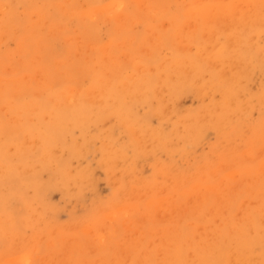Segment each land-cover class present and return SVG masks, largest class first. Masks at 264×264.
<instances>
[{"label": "rangeland", "instance_id": "374dc122", "mask_svg": "<svg viewBox=\"0 0 264 264\" xmlns=\"http://www.w3.org/2000/svg\"><path fill=\"white\" fill-rule=\"evenodd\" d=\"M222 1L250 15L0 0V264H264V0ZM123 82L135 122L109 94L83 125L47 132L53 109ZM126 127L146 137L140 150Z\"/></svg>", "mask_w": 264, "mask_h": 264}, {"label": "bare ground", "instance_id": "6f19581e", "mask_svg": "<svg viewBox=\"0 0 264 264\" xmlns=\"http://www.w3.org/2000/svg\"><path fill=\"white\" fill-rule=\"evenodd\" d=\"M191 2H189V3H191V5L189 4V6H192L191 8V10H193V12H192V14L193 13H195V14H199L200 16H203L205 13H207L208 11H212V13H213V18H214V21H220V20H222V21H227L228 19H233V18H238L240 21H242V20H244V15H250V13L248 12V11H250V10H247V9H249V7H250V4H247V8L245 9V10H243L242 11V13L239 15V16H236V15H234V13L236 12V7H235V4H233V2H223L222 0H190ZM233 1H235V0H233ZM256 2H258V1H256ZM262 2H264V1H262ZM261 2V3H262ZM241 3V2H240ZM115 4V3H114ZM257 6V5H256ZM114 7V6H113ZM260 7V6H259ZM117 8V7H116ZM119 8V7H118ZM252 8V7H251ZM262 9V8H261ZM190 10V11H191ZM210 13V12H209ZM194 14V15H195ZM255 14V13H254ZM235 18V20L237 21V23L238 22H240L238 19H236ZM198 20V19H197ZM207 20V19H206ZM209 20V19H208ZM213 20V19H212ZM210 21V20H209ZM243 24V23H242ZM246 24V23H245ZM190 25H192V24H190ZM189 25V26H190ZM29 26H31V25H29ZM32 27V26H31ZM33 27H34V25H33ZM222 27H224L225 29H226V25H224V26H222ZM221 27V28H222ZM246 27V26H245ZM220 28V29H221ZM31 30V29H30ZM223 29H221V31H222ZM227 30V29H226ZM196 31V30H195ZM242 31V30H241ZM31 32H32V30H31ZM33 32L35 33V31L33 30ZM226 32V31H225ZM193 33H194V31H193ZM197 33V32H196ZM238 33V32H237ZM239 34V33H238ZM206 37V36H205ZM213 37V36H212ZM244 40V38H243V34H241L240 36H238V39H237V41H238V43H242L243 42V40ZM249 39V38H248ZM201 43V42H200ZM230 43H231V39H230ZM248 43V44H247ZM246 44H247V46L248 47H246L245 48V50L244 49H242L243 51H239L238 50V56H240V57H242L243 55H246V51L247 50H249V42H246ZM208 47H209V45H208ZM216 47V46H215ZM253 48V47H252ZM185 51V50H184ZM262 51H264V50H262ZM182 53V52H181ZM257 53V52H256ZM153 54H155V53H153ZM70 55V54H69ZM158 55V54H157ZM148 56V55H147ZM171 56V55H170ZM256 56V55H255ZM262 56H264V55H262ZM134 57V56H133ZM186 60V59H185ZM110 62V61H109ZM163 62V61H162ZM208 62H210V61H208ZM66 63V62H65ZM190 64V63H189ZM213 64V63H212ZM262 64H264V63H262ZM176 65V64H175ZM212 66V65H211ZM238 66V65H237ZM178 68V67H177ZM150 69V68H149ZM153 69V68H152ZM180 69V70H179ZM182 68H178L177 70H179L178 72H181L182 70H181ZM176 70V71H177ZM185 70V69H184ZM213 70V69H212ZM188 71H190V69H188ZM191 71H194L193 69H191ZM197 71V70H196ZM171 72V71H170ZM185 72H186V70H185ZM184 72V74H187V73H185ZM226 72V71H225ZM190 72H188V74H189ZM200 73V72H199ZM233 73V72H232ZM106 74V73H105ZM150 74V73H149ZM182 74V73H181ZM184 74H183V76L182 77H184ZM162 75V74H161ZM180 76L181 75H179V78H180ZM193 76V75H192ZM191 76V77H192ZM226 76V75H225ZM227 77H229V75L227 76ZM233 77L234 76H232L230 79V83H229V87L227 86V88H226V90H225V93H226V97L227 98H225V102L224 103H226L227 102V99H228V97H229V95H231L233 92H234V90L232 89V84L231 83H234L233 82ZM173 78V77H172ZM178 78V77H177ZM168 80V79H167ZM181 79H179V81H180ZM188 80V79H187ZM186 80V81H187ZM235 80V79H234ZM159 81V80H158ZM166 81V80H165ZM185 81V82H186ZM72 83V82H71ZM128 82H123L122 84H120V86H119V88H118V90L116 91V92H112V93H110L111 91H109V89L108 88H106L105 87V89L104 90H100L98 87H97V84L96 85H93L92 86V88L89 90V91H85V93L87 92H89L88 94H86V97L88 98V99H86V101H88L89 100V103L88 104H85V105H81V106H76V107H74V108H71V110H66V108L64 109V108H56V109H53L55 112H56V119H54V123H51V122H49V127H48V130H47V132H50L51 134H53L54 133V131H56V130H59V129H63V128H66L67 127V125H68V123H70L71 121H72V123H78V124H81V125H83L84 123H86V117H87V113H86V110L88 109V107L90 106V105H92V104H94L95 103V101H94V103H92V98H96L97 96L100 98L98 101L99 102H101V103H105L103 100L105 99H107V98H105L106 96H108L109 94L111 95V96H109L110 97V99H112V103H111V106L112 107H114L113 108V111L114 112H116V113H118V115H117V117H120V119L121 120H123V121H126V122H129L128 124H130V123H132L133 121L135 122V119H136V117H135V115H133V113L132 112H130L129 111V109L128 108H126V107H123V104H122V96H123V93H131V92H133V90L134 89H136V87L135 86H130V85H128L127 84ZM169 83V82H168ZM172 83H174V82H172ZM183 83H184V80H183ZM170 84V83H169ZM171 85V84H170ZM141 86V85H140ZM110 88V87H109ZM169 88H171V87H169ZM83 89H85V88H83ZM119 91V92H118ZM186 91V90H185ZM166 92V91H165ZM163 93V92H162ZM154 94V93H153ZM166 94V93H165ZM169 94H170V92H169ZM229 94V95H228ZM57 97H59V96H57ZM62 97H63V95H62ZM120 98V99H119ZM171 98V97H170ZM162 99H163V97H162ZM200 99V98H199ZM68 100V99H67ZM66 100V101H67ZM96 100V99H95ZM40 101V100H39ZM65 100H63V102H64ZM108 101V100H107ZM162 101H164V99L162 100ZM57 103V102H56ZM66 103V105H67V102H65ZM41 104V103H40ZM106 104V103H105ZM55 105V104H54ZM64 105V104H63ZM65 105V106H66ZM62 106V105H61ZM64 106V107H65ZM100 106V105H99ZM118 106H119V108H118ZM111 107V108H112ZM175 107V106H174ZM52 108V107H51ZM261 108V107H260ZM37 109V108H36ZM101 109V108H100ZM173 110V109H172ZM179 110V109H178ZM251 110V109H250ZM96 111V110H95ZM94 111V112H95ZM101 111V110H100ZM103 111V110H102ZM111 111V110H110ZM247 111H249V110H247ZM162 112H164V111H162ZM168 112V111H167ZM103 113V112H102ZM101 113V114H102ZM181 113V112H180ZM35 116V115H34ZM163 116H165V115H163ZM160 117H162L161 115H160ZM159 117V118H160ZM154 118V117H153ZM39 119V118H38ZM147 119V118H146ZM191 119V118H190ZM46 120V119H45ZM65 120V121H64ZM91 120H92V118H91ZM148 120V119H147ZM233 120V119H232ZM43 121V123H45L44 122V119L43 120H41L40 122H42ZM50 121V120H49ZM186 121H188L187 119H186ZM25 122V121H24ZM31 122V121H30ZM125 122V123H126ZM16 123V122H15ZM39 123V122H38ZM124 123V124H125ZM136 123H138V122H136ZM136 123H134V124H136ZM226 123V122H225ZM227 124V123H226ZM25 125H27L26 123H25ZM40 125V124H39ZM132 125V124H131ZM7 126V125H6ZM30 126V125H29ZM28 126V128L30 129V127ZM44 127H46L45 126V124L43 125ZM8 127V126H7ZM32 127V126H31ZM44 127H43V129L42 130H44ZM124 127V126H123ZM129 127V126H128ZM132 127H133V125H132ZM47 128V127H46ZM125 128V127H124ZM1 130H2V126H1V128H0ZM4 129V128H3ZM223 129V128H222ZM31 130V129H30ZM126 130H127V132H129L130 134H131V138H133V142L134 143H138V144H134V145H138L137 147H138V149L140 150V148H141V143H144V142H142V141H145V138L146 137H142V135H140V134H138V133H136V132H134L133 131V129L132 128H128L127 129V127H126ZM38 131V130H37ZM63 131V130H62ZM136 131H138V130H136ZM196 131V130H195ZM200 131V130H199ZM202 132V131H201ZM128 133V134H129ZM153 135H155L154 136V138L156 137L157 138V140L158 139H160V136L157 134V132H151ZM130 134H129V137H130ZM172 134V133H171ZM141 136L140 138H141V143L139 142V141H137L138 140V136ZM147 135V134H146ZM192 135V134H191ZM41 136V135H40ZM47 137V136H46ZM108 137V135H106L104 138L106 139ZM44 138V137H43ZM140 138H139V140H140ZM155 138V139H156ZM189 138L191 139V137L189 136ZM193 138V137H192ZM258 138V137H257ZM147 139H149V138H147ZM46 140V139H45ZM44 140V141H45ZM48 140V139H47ZM136 140V141H135ZM258 140V139H257ZM115 141V140H114ZM190 141V140H189ZM193 141H194V138H193ZM6 142V141H5ZM47 142V141H46ZM49 142V141H48ZM132 142V143H133ZM4 143V142H3ZM16 144V143H15ZM3 146V145H2ZM41 147V146H40ZM48 147V146H47ZM104 147H105V145H104ZM107 147V146H106ZM1 149V148H0ZM81 149H82V147H81ZM114 149V148H113ZM112 149V150H113ZM143 149H145V148H143ZM146 150V149H145ZM149 150V149H148ZM262 150V149H261ZM57 151V150H56ZM67 151V150H66ZM114 151V150H113ZM118 151V150H117ZM119 151H122V150H119ZM124 151V150H123ZM122 151V152H123ZM62 152V151H61ZM111 152V151H110ZM137 152H138V150H137ZM143 152H145V151H143ZM26 153V152H25ZM45 153V152H44ZM47 153V152H46ZM49 153V152H48ZM108 153H109V151H108ZM116 153V152H115ZM119 153V152H118ZM124 153H126V152H124ZM122 154V153H121ZM103 155H104V153H103ZM109 155H110V153H109ZM119 155V154H118ZM124 155V154H123ZM131 155V154H130ZM151 155V154H150ZM116 156H117V154H116ZM125 156V155H124ZM243 156H245L244 154H243ZM57 157V156H56ZM109 158H108V160L110 159V157L112 158V157H114V156H108ZM117 157H120V155L119 156H117ZM122 157V156H121ZM149 157V156H148ZM251 157V156H250ZM102 158L104 159L105 157L104 156H102ZM114 158H116V157H114ZM147 158V157H146ZM60 159V158H59ZM62 159V158H61ZM80 159V158H79ZM107 160V159H106ZM105 160V161H106ZM104 161V160H103ZM60 164V163H59ZM122 165V164H121ZM160 165V164H159ZM17 167H19V166H17ZM163 167V166H162ZM259 168V167H258ZM10 169V168H9ZM3 172V171H2ZM6 172L8 173V171L6 170ZM11 172H12V169H11ZM139 173V172H138ZM1 174V173H0ZM9 174V173H8ZM11 174V173H10ZM9 174V175H10ZM168 174V173H167ZM4 175V174H3ZM26 176V175H25ZM160 176V175H159ZM165 176V175H164ZM23 178H25V177H23ZM26 179V178H25ZM257 179V178H256ZM116 180V179H115ZM248 180V179H247ZM256 181V180H255ZM10 182V181H9ZM248 188V187H247ZM246 188V189H247ZM225 190V189H224ZM29 192V191H28ZM216 194V193H215ZM119 195H121V194H119ZM205 195V194H204ZM190 197V196H189ZM220 198V197H219ZM186 199V198H185ZM205 199H206V197H205ZM196 200H197V198H196ZM171 201V200H170ZM192 201V200H191ZM241 201V200H240ZM190 202V201H189ZM242 202V201H241ZM164 203V202H163ZM167 203V202H166ZM192 203V202H191ZM247 203V202H246ZM241 205V204H240ZM162 206H163V204H162ZM192 208V207H191ZM261 208V207H260ZM174 209H177V208H174ZM247 209V208H246ZM244 210V209H243ZM179 211H181V210H179ZM248 211V210H247ZM164 212V211H163ZM109 214H110V212H109ZM172 215V214H171ZM173 216H174V213H173ZM161 217V216H160ZM165 217V216H164ZM171 217V216H170ZM244 217V216H243ZM159 218V217H158ZM180 219V218H179ZM142 220V219H141ZM122 221V220H121ZM261 223H262V221H260ZM189 223V222H188ZM112 224H113V222H112ZM251 227V226H250ZM171 228V227H170ZM200 228V227H199ZM262 228H264V227H262ZM87 229V228H86ZM102 229V228H101ZM112 230H113V228H112ZM111 230V231H112ZM249 230H251V229H249ZM136 232H137V229H136ZM163 233V232H162ZM209 234H210V232H209ZM162 235V234H161ZM178 235V234H177ZM195 235H196V233H195ZM193 236V235H192ZM191 236V237H192ZM197 236V235H196ZM101 237V236H100ZM127 237V236H126ZM139 238H140V236H139ZM177 238V237H176ZM188 238V237H187ZM224 239V238H223ZM156 240V239H155ZM75 241V240H74ZM123 241V240H122ZM188 241V240H187ZM189 241H190V239H189ZM136 243H138V242H136ZM191 244V243H190ZM189 244V245H190ZM247 244V241L245 240V243H244V245H246ZM98 245V244H97ZM103 245H104V243H103ZM106 245V244H105ZM67 246H69V245H67ZM95 246V245H94ZM109 246V245H108ZM101 248V247H100ZM200 248H201V245H200ZM210 249V248H209ZM95 250V249H94ZM199 251V250H198ZM144 252H146V251H144ZM63 254V253H62ZM234 255V254H233ZM168 257V256H167ZM22 259V258H21ZM241 259V258H240ZM230 261H232V258H231V260ZM248 262L250 263V261H249V259H248ZM234 263V262H233ZM244 263V262H243Z\"/></svg>", "mask_w": 264, "mask_h": 264}]
</instances>
